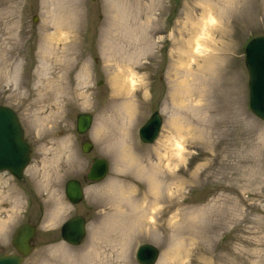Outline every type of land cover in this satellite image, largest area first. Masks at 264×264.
Returning <instances> with one entry per match:
<instances>
[{"label": "rangeland", "instance_id": "1", "mask_svg": "<svg viewBox=\"0 0 264 264\" xmlns=\"http://www.w3.org/2000/svg\"><path fill=\"white\" fill-rule=\"evenodd\" d=\"M261 35L264 0H0V104L32 147L22 180L0 175V253H15L29 222L39 231L23 264H139L146 243L157 264H264V121L249 109L244 55ZM188 36L201 54L179 76L193 77L182 100L174 64ZM156 111L161 135L145 144L137 132ZM84 112L90 154L76 130ZM95 157L110 173L73 206L66 182H84ZM139 202L156 213L144 232ZM77 215L88 234L75 247L60 228Z\"/></svg>", "mask_w": 264, "mask_h": 264}, {"label": "water", "instance_id": "2", "mask_svg": "<svg viewBox=\"0 0 264 264\" xmlns=\"http://www.w3.org/2000/svg\"><path fill=\"white\" fill-rule=\"evenodd\" d=\"M96 1V0H92ZM36 22V19H35ZM245 65L249 73V107L251 112L264 121V35L256 36L248 41L245 47ZM93 124V116L80 113L77 116V133L85 136ZM162 117L155 112L140 130V137L144 143L153 144L160 135ZM91 143L83 145V152L90 153ZM30 146L24 139V131L17 113L0 105V173L10 172L21 179L24 170L30 163ZM109 172V165L105 159L96 158L87 175L91 183L101 182ZM65 193L73 205L80 204L84 199V188L77 179H70L66 183ZM38 229L26 223L22 225L14 239L13 247L16 254H0V264H23L35 249ZM87 236V221L84 216H75L65 222L61 228L63 241L72 246H80ZM160 251L152 244L140 246L136 253L139 264H156Z\"/></svg>", "mask_w": 264, "mask_h": 264}, {"label": "bare ground", "instance_id": "3", "mask_svg": "<svg viewBox=\"0 0 264 264\" xmlns=\"http://www.w3.org/2000/svg\"><path fill=\"white\" fill-rule=\"evenodd\" d=\"M207 9H205L206 11H210V9H212L210 12L213 11L214 7L208 5L206 6ZM196 28V29H195ZM191 29L193 31H197L198 27L196 25H192L191 24ZM56 32H58V27L56 29ZM56 35V34H55ZM55 36L51 37V39H54ZM211 39V38H210ZM198 41H195L193 39V36H188V39L182 43L181 48H180V53L177 56L178 60L177 62L174 64V70H176V74L178 75L177 77V87L179 86V84L182 86V89H178L177 88V94L179 95L180 98H182V100L184 99H190L192 98L191 93L194 89H191V87H184L183 83H187V81H193V77H192V72H190L188 74V77H179L181 76L183 71H187V70H192L193 64L195 65L196 61H197V54L200 55L201 51L197 50V44ZM214 43H216V41H212L211 45H214ZM194 47V50H193ZM208 48V47H207ZM209 52L211 53V47L209 46L208 48ZM209 55V54H208ZM198 66H199V62H198ZM200 69V68H199ZM180 82L182 83H179ZM115 81H117V75H116V79ZM180 88V87H179ZM183 89H189L187 91H185L184 95H180L181 92L183 91ZM192 90V91H191ZM174 99L177 100V98L174 96ZM151 192L153 193V195H158V190H159V185L162 182L161 179L159 178H151ZM129 195V194H128ZM166 199L161 200V202H166ZM159 202V203H161ZM158 203V204H159ZM154 202L151 204V202H139L138 205H134V213L136 214V216L138 217V221L137 222L139 224V226H141V230L140 232H144L147 229V226L152 225L153 221H156V219L154 218V216L156 215V213H154V207H153ZM118 209V208H117ZM121 210H124L123 208ZM157 210V207H156ZM119 211V209H118ZM133 214V213H132ZM136 223V224H137ZM186 245L185 244H181L178 245V248L180 249V253L185 249ZM176 250V249H175ZM173 251L171 254H169V257L167 258V262H176L178 261L179 256H181L182 254H179L176 251ZM182 250V251H181ZM166 261V258L164 259V263ZM166 264V263H165Z\"/></svg>", "mask_w": 264, "mask_h": 264}]
</instances>
